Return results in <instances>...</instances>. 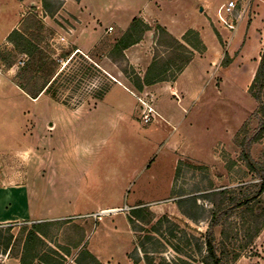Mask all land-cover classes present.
Returning a JSON list of instances; mask_svg holds the SVG:
<instances>
[{
	"label": "rangeland",
	"instance_id": "obj_1",
	"mask_svg": "<svg viewBox=\"0 0 264 264\" xmlns=\"http://www.w3.org/2000/svg\"><path fill=\"white\" fill-rule=\"evenodd\" d=\"M24 1L19 15L17 0H0V177L8 175L13 184L27 182L34 210L40 215L64 207L66 215H84L81 222L85 223L79 228L80 220L72 216L45 227L42 255H54L55 251L65 256L64 264H76L81 249H74L72 244L85 239V249L100 258L114 264H131L128 254L164 216L191 234L206 233L208 223L186 219L173 193H190L210 184L231 189L261 182L242 160L235 138L248 119L253 118L252 133L259 125L253 117L259 104L249 88L264 49V16L259 37H254L252 43L247 33L233 39L234 30L227 28L229 37L220 39L223 55L215 70L206 73L203 66L194 65L175 91L163 84L154 87L151 94H140L133 90L131 76L136 73L144 77L146 72L142 70L146 67H134L127 58L112 59L110 54L123 35L120 28L131 25L130 19L147 0H86L84 8L80 7L81 0H50L53 15L44 13L43 0ZM226 2L180 0L168 13L192 25L203 9L205 15L200 18L217 16L211 24L217 31L225 27L219 19V8ZM240 9L234 12L233 24ZM248 13L250 24L257 11L252 6ZM30 14L41 22V29L30 36L49 58L43 63L39 57L33 66L35 72L52 77L67 66L65 76L55 85L59 101L46 94L32 99L17 85L19 61L24 55H14L12 67H7L3 59L14 51L10 35L23 31L24 20ZM156 26H151L154 34ZM83 27L84 37L97 29L100 38L79 53L75 44ZM143 47L137 49L142 57L149 53ZM154 49L155 45L153 54ZM67 53L73 58L70 63L64 57ZM109 75L140 100L125 89L109 92L114 84ZM105 98L95 110L86 111ZM148 105L155 107L160 117L155 113L154 119L145 123L150 109L155 112ZM251 155L264 166V139L253 146ZM49 165L56 167L55 182L46 179ZM258 191L252 189L255 194ZM139 202L148 203L143 206L152 216L141 223L144 232L135 234L127 218L132 209L127 207ZM115 208L120 209L100 214ZM30 229L31 224L0 229L1 249L8 242L11 245L13 239L19 242L14 243L16 247L21 246ZM215 231L219 240L221 228ZM257 240L240 264H264V237ZM65 249L71 251L70 256L65 255ZM177 256L166 248L158 249L152 258L161 262Z\"/></svg>",
	"mask_w": 264,
	"mask_h": 264
},
{
	"label": "trees",
	"instance_id": "obj_2",
	"mask_svg": "<svg viewBox=\"0 0 264 264\" xmlns=\"http://www.w3.org/2000/svg\"><path fill=\"white\" fill-rule=\"evenodd\" d=\"M23 1V0H20ZM49 0H43V8L47 14L53 15ZM23 31H14L9 41L14 46L9 57H4L7 67H12V57L25 55L27 61L17 76V85L32 99H38L46 94L59 101L58 90L55 88L59 78L66 74L67 66L59 73L50 76L38 74L34 70V64L41 57L43 63H47L48 57L40 50L37 43L31 38V32L41 29L40 21L36 15H30L24 20ZM152 31L142 18H134L128 30L116 42L111 51L110 58L118 57L125 61L124 52L132 46L142 42L147 32ZM155 51L153 63L148 68L144 77L133 73L131 82L140 93L148 86L160 82L174 80L192 61L195 52L203 53L206 47L200 35L189 30L183 37V42L174 38L160 25L155 30ZM218 38L219 35H218ZM67 53L64 57L69 63L73 58ZM175 70L172 72V70ZM63 86V85H62ZM61 86V87H62ZM249 92L259 104V109L253 117L259 120L258 128L252 133V119H248L238 131L235 143L240 148L242 160L249 170L256 173L261 182L258 185L251 184L240 188H216L213 184L208 187H196L190 193L184 191L173 193L172 198H178L176 204L180 213L194 223L207 222L208 228L203 236H197L181 228L169 217L160 218L140 240L129 254L134 264H236L244 253L251 248L264 230V166L255 162L251 152L255 144L264 139V49L259 66L250 85ZM98 99H102V96ZM66 104V103H65ZM180 165L176 176H179ZM252 189H258L257 194ZM206 205H209L207 207ZM262 205V206H260ZM261 207L258 209V207ZM152 213L145 206L132 209L128 217L129 224L135 234L143 233L141 223L148 220ZM45 224H33L32 228L23 240V252L21 264H64L66 258L57 252L54 255H42L45 246ZM216 228H221L220 239L216 236ZM43 237V238H42ZM137 239V238H136ZM9 242L6 244L8 249ZM74 249H81L76 264H101L83 246V240H77L72 244ZM172 249L178 256L174 260H162L156 262L153 255L158 249ZM65 255L70 256L71 251L65 249ZM141 254L144 258H142Z\"/></svg>",
	"mask_w": 264,
	"mask_h": 264
},
{
	"label": "crops",
	"instance_id": "obj_3",
	"mask_svg": "<svg viewBox=\"0 0 264 264\" xmlns=\"http://www.w3.org/2000/svg\"><path fill=\"white\" fill-rule=\"evenodd\" d=\"M17 5L19 8V15H20V7L22 4L25 3V1L17 0ZM50 1V0H49ZM230 1L237 2V9L241 7V9L238 11V17H236V24L234 33H233V39L236 38V40L240 39L241 36L244 37V35L247 33L249 35V41L252 43V40L257 37H259V32L262 27V20L264 16V0H228L224 5H227ZM51 6L52 4L48 2ZM84 3H86V0H81V8H84ZM180 4V0H147L144 7L138 11V14L134 17L142 18L145 22L149 23L151 26L152 24L160 25L163 28H165L174 38L177 40L183 42V37L189 30L196 31L199 35L201 40L203 41L206 50L203 53L195 52L194 57L192 61L189 63V65L183 70L182 73H180L174 80L170 81H164L157 83L152 86H148L144 89V94L147 92H150L151 90L159 85H168L171 87L172 91L176 90L177 85L181 81L182 77L192 68L194 65L196 66H203L204 70H206V73L209 72V70H215L217 65L220 66V61L222 59V47L220 46V39L227 40L229 37L228 35V29L226 27L220 28L216 31L212 27V23H215V19L217 16L215 15H207V17L200 18V16H204L205 12H203V9H201V14L198 16L197 20L190 24H185L180 22V19L177 18L175 15H169L168 9L170 8H177V6ZM253 6V10L257 11V14L253 15L251 17V23H247L248 20V12L249 9ZM220 7V8H221ZM219 8V10H220ZM42 9L46 15H48L42 4ZM236 9V10H237ZM27 10H31L30 8H27ZM218 12V11H217ZM248 13V14H247ZM31 15V14H30ZM83 15V14H82ZM21 17V16H20ZM84 18V16H83ZM130 19V22L134 19ZM250 19V18H249ZM84 20V19H83ZM238 20V22H237ZM129 22V21H128ZM234 23V21H233ZM130 23L126 24L124 28H120L123 31V34L127 31V28ZM83 31V32H82ZM82 34L77 39L75 46L78 48L79 53H83L88 45L92 43H96L99 38L100 34L98 30L93 29L91 32H88L84 37V27L81 30ZM218 35L220 38H218ZM255 37V38H254ZM254 38V39H253ZM86 45V46H85ZM144 46V49H148L149 53L142 57V54H140L141 50L139 49L141 46ZM155 45V34L153 31L147 32L144 36V39L141 43L130 47L127 49L124 54L126 58L129 60L130 64L134 67L139 66H145L146 68L143 71L147 72L150 65L153 63L154 54L152 52L153 46ZM90 45L89 47H91ZM89 49V48H88ZM259 66V65H258ZM203 70V71H204ZM218 70L216 71V73ZM113 81L114 84L112 85L109 92L114 91L116 88L125 89L126 91L130 92L134 97H139L132 92L126 85L122 84L116 77L109 75ZM135 92H138L136 89ZM143 94V93H140ZM183 94V93H182ZM106 98L102 101H99L98 104L92 108L91 110L86 111H93L97 107H99L101 104L105 102ZM140 100V99H139ZM150 108H153L155 110V107L148 105ZM81 111V110H79ZM84 111V109H82ZM156 117H160L159 113L155 110ZM52 125V124H51ZM55 128V124H54ZM53 163V162H52ZM49 173L46 175V179L55 182L58 178L56 173V167L53 165L48 166ZM56 174H55V173ZM10 178L6 174H2L0 177V229H3L5 227H10L14 225H20V224H31V228L33 224H45V225H53L57 223H61L64 220L71 219V215L65 214V208L60 207V210H58L56 213H48V215H45L44 213L40 215L39 212H36L34 210V199H32V194H30V191H28V185L27 182L19 183V184H13L10 183ZM57 184V183H55ZM138 202V201H137ZM139 204V206H143L148 203H134L132 206H128L127 208L135 209ZM120 208L115 209H107L104 211H101L100 214L107 215L112 214L114 210H118ZM73 218H77L80 220L78 223L79 228H83L85 223L84 221L81 222L82 219H84V215H74ZM128 218V217H127ZM81 223V224H80ZM46 226V227H48ZM131 227V226H130ZM44 232L45 226H44ZM264 237V230L262 231L260 237L257 241H260ZM43 238V237H42ZM16 239H13V243L8 245V249L5 250L1 249L0 246V264H21V258H22V252H23V243L22 245L16 247L14 243L16 242ZM85 239L83 240L84 245ZM15 247V248H14ZM90 253L101 263V264H114L111 260H104L98 256V254L90 251ZM129 256V254H128ZM129 260V258H128ZM130 261V260H129ZM242 260L238 261L236 264H240ZM131 264H134L130 261ZM38 264V262H36ZM142 264V263H140Z\"/></svg>",
	"mask_w": 264,
	"mask_h": 264
},
{
	"label": "built area",
	"instance_id": "obj_4",
	"mask_svg": "<svg viewBox=\"0 0 264 264\" xmlns=\"http://www.w3.org/2000/svg\"><path fill=\"white\" fill-rule=\"evenodd\" d=\"M236 9H237V2L230 1L227 5H224L219 10V19L221 23L223 24V26H225L230 30L235 29V25L233 24L232 17L234 16V12L236 11ZM26 58L27 57L24 55L23 58L20 59L19 65L21 67L25 66ZM153 115H155V112L152 109H150L148 115L144 117L145 123L151 122L154 119Z\"/></svg>",
	"mask_w": 264,
	"mask_h": 264
}]
</instances>
